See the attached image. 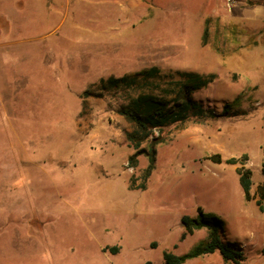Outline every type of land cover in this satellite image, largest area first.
Listing matches in <instances>:
<instances>
[{"label":"rangeland","instance_id":"obj_1","mask_svg":"<svg viewBox=\"0 0 264 264\" xmlns=\"http://www.w3.org/2000/svg\"><path fill=\"white\" fill-rule=\"evenodd\" d=\"M235 4L0 0V264H164L163 252L185 254L207 239L206 229L181 239V218L198 207L222 220L219 238L240 264H264L255 200L235 171L250 170L255 199L264 46L250 26L236 30ZM151 67L158 77H134ZM179 72L213 76L191 97L215 116L164 127L145 188L130 189L147 159L128 166L129 126L116 110L139 94L169 99L161 91ZM111 77L134 82L105 88ZM113 246L115 254L104 250ZM184 264L223 261L214 252Z\"/></svg>","mask_w":264,"mask_h":264},{"label":"trees","instance_id":"obj_2","mask_svg":"<svg viewBox=\"0 0 264 264\" xmlns=\"http://www.w3.org/2000/svg\"><path fill=\"white\" fill-rule=\"evenodd\" d=\"M159 76V70L156 67L136 72L134 77L156 78ZM178 78L170 81V89H164L161 92L169 99L158 97L151 94H139L130 98L125 104L120 105L116 113L128 124L129 130L125 133V141L133 150L128 157V166L135 168L137 166V157L144 156L147 159V165L141 173V183L134 186L130 180L129 188L144 189L145 181L150 177L154 169L156 147L163 142L162 132L164 127L173 123H182L189 117L204 118L215 116L209 110L204 109L198 102L192 99V94L205 87L213 76H202L193 72H179ZM134 77L108 78L105 88H116L120 85L129 86L134 82ZM104 82V81H102ZM84 96L100 97V93L85 91ZM216 161L218 157L216 156ZM226 164L235 165L237 160L229 158L225 160ZM239 184L243 190L247 201L255 200V205L260 211L264 209V180L256 187V198L250 195L252 186L251 172L249 169L240 165L236 170ZM260 174L264 178V163L261 164ZM195 217L183 216L181 222L184 225V233L181 239L187 234H192L195 230L206 229L207 239L193 247L190 251L181 255H174L170 252H163L162 258L164 264H184L187 260L199 258L205 255L218 252L224 264H240L243 261L242 254L235 250L227 242H222L218 233L223 230L222 220L212 213L204 212L200 207L196 210ZM110 253L118 252V247H105ZM264 255V247L261 249ZM145 264H152L147 262Z\"/></svg>","mask_w":264,"mask_h":264},{"label":"crops","instance_id":"obj_3","mask_svg":"<svg viewBox=\"0 0 264 264\" xmlns=\"http://www.w3.org/2000/svg\"><path fill=\"white\" fill-rule=\"evenodd\" d=\"M231 12L232 11H230V13ZM231 14L232 22L236 26L237 31H243L244 25L250 26V31L256 34V40L258 41L257 45L260 47L264 46V0H236L234 11ZM256 208L258 210V216L255 218L256 224H258L263 231L264 218H261L260 215L264 213V209L260 211L257 206Z\"/></svg>","mask_w":264,"mask_h":264}]
</instances>
